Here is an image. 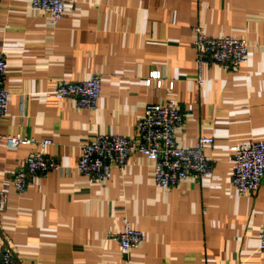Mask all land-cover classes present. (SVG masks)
I'll use <instances>...</instances> for the list:
<instances>
[{
  "label": "crops",
  "instance_id": "obj_1",
  "mask_svg": "<svg viewBox=\"0 0 264 264\" xmlns=\"http://www.w3.org/2000/svg\"><path fill=\"white\" fill-rule=\"evenodd\" d=\"M63 2L65 16L53 25L30 0H0L10 96L0 134L51 141L44 149L0 143V256L8 250L17 264H264V179L239 194L228 161L231 147L264 142V0ZM195 27L208 38L244 40L245 63L234 71L207 66L198 83ZM154 71L160 87L146 84ZM91 75L101 79L94 110L50 96L60 83ZM170 98L183 115L176 146L213 139L204 151L207 177L159 189L152 163L138 154L103 183L76 171L83 145L97 135L133 138L145 107ZM31 154L54 158L60 170L19 194L12 175ZM124 218L144 236L128 255L113 239Z\"/></svg>",
  "mask_w": 264,
  "mask_h": 264
},
{
  "label": "built area",
  "instance_id": "obj_2",
  "mask_svg": "<svg viewBox=\"0 0 264 264\" xmlns=\"http://www.w3.org/2000/svg\"><path fill=\"white\" fill-rule=\"evenodd\" d=\"M35 11L47 13L51 23L56 25L66 12L63 0H30ZM192 50L197 67V81L202 83V72L207 66L223 70H237L247 58V45L242 39L233 37L208 38L203 31L193 29ZM7 62L0 56V119L7 115L9 93L4 84ZM155 81L161 86L160 75L154 71L146 84ZM173 84L168 89L172 91ZM101 92V79L91 75L79 83H60L50 96L55 99H72L80 110H94ZM183 125V115L177 102L170 98L161 105H148L142 117L135 124V135L126 138L118 135H97L93 141L83 145L76 163V171L91 182L103 183L109 180L112 169L123 171L129 158L135 154L152 163L153 182L159 189H170L182 184L188 178L203 179L210 174L211 166L205 157V148L213 144V139L201 137L191 147H178L174 142V131ZM10 149L22 145L38 146L41 149L51 145V141H34L19 135L0 134V143ZM229 163L233 167L230 185L239 194L258 190L264 179V142H252L233 146L229 149ZM60 170L54 158L42 154L29 155L22 167L12 175L14 190L22 194L28 182L43 177L51 171ZM5 207V195L0 193V212ZM122 230L113 235L114 241L124 255L143 244L141 232L131 228L128 220H122ZM258 252L264 255V228L258 234ZM0 264H17L11 252L5 250L0 256Z\"/></svg>",
  "mask_w": 264,
  "mask_h": 264
}]
</instances>
